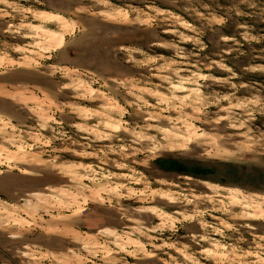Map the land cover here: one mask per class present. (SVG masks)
Here are the masks:
<instances>
[{"label": "rangeland", "instance_id": "374dc122", "mask_svg": "<svg viewBox=\"0 0 264 264\" xmlns=\"http://www.w3.org/2000/svg\"><path fill=\"white\" fill-rule=\"evenodd\" d=\"M0 264H264V0H0Z\"/></svg>", "mask_w": 264, "mask_h": 264}, {"label": "bare ground", "instance_id": "6f19581e", "mask_svg": "<svg viewBox=\"0 0 264 264\" xmlns=\"http://www.w3.org/2000/svg\"><path fill=\"white\" fill-rule=\"evenodd\" d=\"M50 36H54V33L52 31H46Z\"/></svg>", "mask_w": 264, "mask_h": 264}]
</instances>
